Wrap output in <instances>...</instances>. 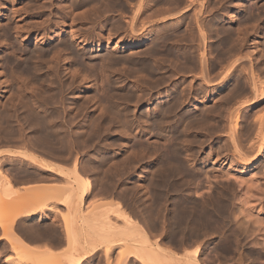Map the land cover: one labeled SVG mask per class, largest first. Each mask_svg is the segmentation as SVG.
<instances>
[{
	"label": "bare ground",
	"instance_id": "obj_1",
	"mask_svg": "<svg viewBox=\"0 0 264 264\" xmlns=\"http://www.w3.org/2000/svg\"><path fill=\"white\" fill-rule=\"evenodd\" d=\"M217 1L218 0H216V2ZM254 1L255 2L251 3L252 5L250 4V0H249V4L245 3L246 5L242 4V0H237L235 2L233 1L234 2V4H233L234 10H231V12L232 11L233 12L232 13H226L225 15L223 14L224 17L222 18V20H221V18H220V20H218V18H219L218 16L216 17L213 15H210V16H212L210 19V16L208 15L212 10V9H210V7L212 6V0H125V2H123V4L121 3V0H61V2H63L64 7L66 8V10H68V11H66L67 14H62V15H67L66 21L69 22V23H67L66 21L62 20V21H64L63 26H69L70 27V34H71L72 40H75L77 42L78 46H82V48H83V46L84 47L90 46L92 48L94 46V48L98 50V49H101L102 46H105V43H106L107 45H109L108 47H110V49H113L115 51H117V50L129 51V53L128 52L127 53L130 55L124 53V55L123 54H122L123 56L120 55L121 57H119V58L122 60L123 64H127L128 66L131 65V68L127 66L128 68L131 69L130 74H132V72L135 71L134 76L136 73L139 74L142 72H144V76L146 78L148 77V75H145V73L146 74L150 73L151 75L154 76L155 69L159 70L161 65H162V62L161 63L159 62V64H158L157 62L155 63L154 61H155V59L157 61V58H159L158 57L159 54H160L159 56H161V53H164L167 56L170 55L169 58L171 60L169 58L168 59L170 61L174 62V65H173L174 67L172 66L171 70L174 68V71L176 73H177V70L180 72L182 71V73L186 69L187 70H194V71L197 70L198 74L200 75L201 83H203V85H206V87H209V85H213L212 87L214 88V86H216V84L218 85L219 82H222L221 87L219 86L220 88H222V87L225 88V87L230 86V85L235 86L234 93L231 91L234 89V87L233 88L231 87L232 89L230 87L227 88V90L231 89L230 91H231L232 95L233 94L235 95V99H234V97H232V98L229 97L230 101H232L231 99L236 100L237 95H238L237 96L238 99L240 98L239 95H243V96H241V101L237 99V102H233L234 101L233 100L232 101L233 103L229 102L230 105H228L227 108H226L227 105H225L226 110L224 109V111H225L224 116H225V118L226 117L227 118L224 119L223 118L224 116L220 118V119L223 118L225 121L228 120L226 122V124L228 123V125H226L227 129L224 132L227 134H224V135H226V137H227L226 139H228L229 143L227 144L226 142H228V141L225 140L226 144L224 143L225 146L224 145L223 146L225 148H227L228 150L231 149L230 151L232 152V155H233L232 158H234V156H236V162L230 163L228 169L225 171V168H227L225 166H227V165H224L223 163H222L223 165H221V164L217 165L218 162L214 160L215 158L213 159L214 154L212 153L213 155H211V153H210L208 155L204 154L205 156L203 157V159L197 164L198 166H201V167H206L210 164L217 165V170H215V171L212 170V171H214V174H213V176L215 177L214 179H217L216 177H220V179L221 178H223V179H225V178L230 179L231 178V180L233 179L238 184V187L240 186L242 188H245L244 189L245 192L241 191L239 189L240 187L237 188V190L239 189L241 192H243V194L244 193L245 194L244 195L241 194V197L236 199V201H233L234 199H232V198H228L227 196L224 197L221 195H217V197L214 199L208 198L207 200L196 201L192 198H189V193L183 194L184 188L182 186L181 180L187 178L188 179L187 181L190 182V181H192V179H196L195 177H197L200 172L198 173L199 170L196 169V165L191 163L189 155L185 159L182 157L181 149L179 148L180 146L178 147L179 143H177V139L175 140V142L173 144H170L169 143L170 139L169 140L167 139L168 144H170V145L167 144L168 149L165 148L166 152L163 151L165 154H163L162 152H158L160 154L155 153L154 148H152V150H154V152H152V151L151 152H152V155L154 157L151 160V165H152V168L150 165L151 172H149L150 170L148 171L149 172L148 180H147L146 176H144V175H143V177L138 178V177H136L137 175H134L132 173L133 172L132 169H133V167H135L134 165H136V164L132 165V163H133V161H137V159L139 160L140 157H142L139 153H141L142 150L144 151V148H145L144 146H146V145L142 146L143 149H141L139 151V153H133V155H132L131 152H132V150H134L133 147H135V146H132V150L130 149V146L128 147L131 150V152L129 153L130 150L127 149V145L125 144L126 145L125 149H127L128 153H126L127 151L126 152L123 151L121 153V155L119 154L120 160L116 162L118 152L117 151L115 152V153H117V155H116L113 153V151H114V149L116 150V147L120 146L119 144H122V143L121 142L119 143L117 141L119 143L117 146H116V144L113 143V142H115L114 141V134L117 131H112V130L118 129V131H119L121 129V128L119 129V127L123 124V123L120 124L121 118H120V115L118 113L119 112V109H117L118 106H116L118 104V102L115 100L116 98L118 99V95H119L118 92H122L123 88H125V87L121 88V85H123L121 83H120V85L117 84L122 89V91L121 90L119 91L115 87V85H112V87L114 86V90H112V88L110 87L111 83L109 85V87H110L109 88V87H107L108 84L105 85V82H106L105 80H103L104 82L101 80L103 83L100 81L101 86H99V87H102V84H103L105 87H107L108 89L113 91V93H112L113 95H116V92H117V91L114 92L115 88H116V90H118V92H117L118 95H116L114 97L115 98L114 100L117 102L116 105H114L115 101L112 98H109V99L107 98V93H106V97H105L107 99L105 100V98H104L105 104H101L102 102L99 103L100 101L96 97L97 95L96 94L93 95L89 91V89L91 90V85L89 83L90 81L88 82L87 87L85 89H83V90L80 89L81 95L78 94V93H80V91L79 92L77 91V93H72L71 97L66 101L68 104V107L64 108L67 105L63 106L64 110H66L68 108H69L70 112L76 110V114H77L79 110H83L84 105L87 106L89 103H91L92 104V111H93L91 121H89V119L87 120V118H85L79 124V123H76L75 121L71 122L69 119L72 117H69L68 119L67 118L66 119L69 120L70 122H67L64 116H66V117L69 116L70 114L67 115L69 113V111L68 112L64 111L65 113L63 115L62 109L60 112H62L61 116H63L64 118H61V119L59 118L57 109L59 108V106L61 107L64 104L63 103L64 102L63 96H64L65 92H67V90H69V88H75L76 90L80 88L79 86H77V87L74 86L76 84V80L78 81L81 79V81H83V80L86 82L88 81L87 80L88 79V77H87L88 76V69L89 68H95L94 63H93V59L95 58L94 56H92L94 58H90L91 55L88 56L89 58L86 57L87 54L85 53L86 55H84L82 50L79 48L78 49L81 51L71 52V53H73V55H72L69 52L70 46L68 47L69 48V50H68L67 46L64 45L66 43L65 42L66 40L63 41V43H61L62 40L60 42V39H58L60 43H57V44L53 45L52 47L50 46L47 49L45 48V50L43 52L42 51L39 52V50L36 51L34 49V51H32L31 54H28V53L17 54L18 52L15 51V49L13 50V48H10L11 51L9 52V54L5 53V54H7V56L6 55L0 56V57L4 56L3 58L5 59L4 61H2L3 58H2V60L0 58V60H1L0 66H2L4 63L6 65V66L4 65L5 67L8 66L9 68L12 69V70H9L10 72H7V74L10 73V75H11L10 77L6 76V74L3 75V73H1V71H0V157H2V156H4V157L8 156L7 158L13 157V159L15 161L17 160L15 157H18V158L24 160L25 162H23V163H25V164H27L26 162L31 163V165L33 164L38 169V172H39V173L38 172L34 173V174L38 173V176L37 175L33 176L34 175L33 173H32L33 175L32 174L30 175V177H29L30 179H37V181L34 180V182H33V180H28V176H27V179H25L26 177L24 178V175H23L24 179L21 181L26 182V180H27V184L24 183L25 185L22 184L21 186L19 185L20 188H16L18 186H16V185H15L16 187L14 186V182L11 180L12 178H10V176H11V174H9L10 171H8V172L4 171L5 168L2 169L3 168L2 163H1L2 161L0 162V242H1L0 243V264H87L86 263L87 260L89 262L90 261L89 259L94 257V256H97L99 251H100V253H102L101 255H103V257L105 258L104 262H107V264H108L110 261L111 255L115 251V249H116V252L118 255V257L116 259L118 262L113 259L114 263L116 262L115 264H201L200 263L201 259H203V264H205L204 262L209 263L208 261H204L207 254L210 253L209 249H211L212 247H214L216 245H219L217 243L219 241L218 239H220V238H217L218 241L217 240H213V241L211 240V239H213V237L218 236V234L222 235L221 237L224 236L223 238L225 240H226L225 235H229L230 236L229 241L231 239V236H233L234 240L233 239L232 240L235 243V245H234V243L231 244L232 240H231V242H227V243L234 245V247L236 246V244H238V242L240 241L239 237H241V235L243 236V234L246 235L249 233L248 235L251 236L250 235V233H251L252 236L253 235L255 236V237L251 236L254 239L256 238V236L259 235L260 237H258V240L261 241V243L259 245L263 244L261 247L264 246V234H263L264 232L262 233L263 235L261 234V231H264V230H261V229H263V225H262L263 223L260 222L262 220V218L260 221H258V219H260V218H258L255 214L256 209L254 210V212H255L254 215L257 218L254 215H251V216L249 215V214H251V211L253 210L255 205H254V207H251L252 210H250V213H247L246 211L248 209L244 208V207L249 208L250 206H253V203L249 204L250 203L249 202L250 201L249 200V198H250L249 194H251V192H252V196L251 195L250 196L254 197L253 195H255V197H257V195H258V198H257L258 200H259V196L262 195L261 192H264V186H263L264 183L262 182L261 179L260 180L263 183V185H261L259 183L260 185H258V186L259 187L261 186L263 190L261 191V188L256 187L258 179L263 177L261 174L257 173L258 177L256 174H254L255 176H250V177L247 176V172H249V169H252L253 166H255L257 162H259V160L264 161V81H262L259 78V75L264 77V65H263L264 62H262L263 63L262 64L261 60H260V63H259L260 65H258V66L256 65L258 63V58H257V61H255V59H256L255 55L257 53H260L259 48L253 49V50L259 51V52L255 53L254 59H253V50L252 49H251L252 51L250 50L251 52L248 49L249 53H248V51L243 53V45L246 41L245 33H246V28H247V26L244 27L243 24L244 25H245V23L249 24L248 28H250L252 30L254 27H256V26H254V23L257 24L258 21H259V23H261L260 20L257 19V17L259 16V19H260V14L258 15V13L262 12V11H259V10L264 9V6H263V8H260V7H262L261 5L258 8L257 0H254ZM47 2H49V1H47ZM213 2H215V0H213ZM39 3H40V1H39ZM125 3L128 7L130 6V8L128 10L130 14L126 11V6L124 5ZM21 4H23V6ZM28 4L25 0H12L10 2L11 8L9 7V9H8V12L10 9L12 11L11 17L8 16L10 14L7 15V13H6L7 8H4L5 5L2 6L3 9L0 8V28H1V31H3L5 29L7 23L9 22V20L11 18L13 21H15V24H16L14 29L11 26V28L14 30V31L13 30L12 31H13L15 37L19 38L20 40L22 38V40H21L22 43H25V42L31 43L32 41H34L37 44L49 45L48 43L51 40L56 38L55 35L52 33V30H53L52 27H51L52 30H49L48 27H45L48 24H46L44 26V24L38 23V22H36L35 24L33 23L34 26L31 25V23H30V26H29V24L26 25L25 20L28 18H30L32 20L33 19H39L38 13L35 12V10L38 9L39 7H36V9L33 8L34 10H30V9H32V8H30L31 5L32 4L34 5L35 3L32 2V4H30V5H28ZM221 4L223 5V3H221ZM221 4H219V5H221ZM45 5L46 4H44L43 7H41L42 5H40L39 9L44 8ZM57 5H56V9L58 8ZM100 7H101V9H100ZM102 7H103V9H102ZM45 8H47V7L45 6ZM45 8L42 10L45 11ZM115 8L116 9L118 8L120 10V11L118 10L119 14H123L122 16L120 15L121 17L119 16L120 17L119 20L122 19L125 22L124 23L125 27H124V24H120V22H119V24L115 23L116 26H113L116 28L115 32L116 31L119 32L120 30L122 31L121 37L116 42L113 41L114 43H112V40H110L109 37H106L109 35L105 36L106 39L103 38L104 36L101 38L99 35L98 37H100L101 40H103V43L99 41V38H97V40H96L95 39L96 37H95L94 39L96 40L95 41L96 44L93 45V43L90 42V39H92L93 36H90V34L87 32L85 34H87V35L89 34V36H87V35L83 36V34L80 31L78 32L77 30H74L73 24L75 23V20H79L80 25L83 26L85 21H89L88 18L91 17L89 15L91 12L95 11L96 15H95V13L94 14L92 13V15L93 16L95 15L97 17V15L101 16L102 13L109 14V12H111L113 14V11L115 10ZM213 10L215 11V9H213ZM36 11L38 12V10H36ZM75 11H77V13H75ZM39 12H40V10H39ZM61 12L63 13V9ZM116 12H115V15H116ZM255 12H257V14ZM263 12H264V10H263ZM45 15H47V14H45ZM207 15L209 18H208V20H205L206 19L205 17H207ZM223 15H219V16H223ZM95 16H94V18H95ZM44 18H46V17H44ZM40 19H43L42 16ZM262 19H263V17H262ZM91 20H90V22H91ZM111 20L113 21L114 19H111ZM111 20L109 18V22ZM42 21H45V20L43 19ZM46 21H48V20H46ZM115 21L116 20H114V22ZM94 22L92 21V23H94ZM98 22H100V21H98ZM114 22H111V23L113 24ZM226 22L229 23L231 25V27L234 26V28H236V31H237L236 37L235 36H233L234 38L232 37L233 29L231 27H230L231 31L229 30L230 28L225 27ZM48 23H49V21H48ZM105 23H107V22H105ZM37 24H40L41 27L38 28ZM58 24L60 25V23H58ZM94 24L98 25L99 23L97 24V22H96ZM229 24H227V25H229ZM90 25L88 23V26L91 29V27L93 25L92 26H90ZM96 25H94V26H96ZM110 25H109L108 29L109 30L112 29V31H110V32H113L114 28L112 27V25L110 27ZM261 25L262 24H260V26ZM63 26L57 27V29H58V31L56 32L57 33L56 36H58L57 38H59V36H60V38H62L66 34L67 28L65 27L66 28L65 29ZM240 27H244V29L242 28L243 30H241ZM259 27H256V32H255L256 34H253V32L250 29L248 30V31H251L252 34L254 35V40H253V43L255 44L254 48H256L257 44H260L259 40L262 39V35H260V33L258 31ZM87 28L88 27H86V29ZM104 28H105V26H104ZM181 28H183L182 30H184L183 34H180ZM47 29L49 31H46ZM54 29H56V24H55ZM109 30H107V34H109L108 33ZM253 30L255 31V28ZM6 31L10 33V31L4 30L3 31L4 35L6 34L5 33ZM67 31H69V30H67ZM89 32H92V31L90 30ZM49 34H50V36H49ZM9 35L7 34L6 36H9ZM117 35H118V33H117ZM234 35H235V33H234ZM113 37H114V35H113ZM210 38L214 39L213 41L215 42V45L213 47L210 45L211 47H209V49H208L207 43H208V41H210ZM251 40H252V38H251ZM184 41H185V43L191 42L192 44L191 43L190 44L192 46H193L194 42H197V45H195L196 43H194L195 46H193V48H189V46H191V45H189L188 47L184 46L185 48H188V49H184V50L179 49L180 45L183 44ZM181 42H183V43H181ZM2 43L5 44L4 42H2ZM111 44H112V46H111ZM0 45L2 46V44H0ZM67 45H68V43H67ZM185 45H187V44H185ZM245 45H247V44H245ZM172 46H173V48L176 46H179V47H177L178 49L176 48L177 51L176 50L173 51L172 48H169ZM259 46H257V47H259ZM2 47L4 48V46H2ZM8 47H10V46H8ZM64 47H66L67 51L72 55L74 62L70 63V67H73V68L68 67L69 63L66 62V61H68L66 58H65L66 61H63L65 59H63V60L61 59L62 54H60V52L63 50L62 48H64ZM199 47H200V49H199ZM201 47H202V50H201ZM252 48H253V46H252ZM66 49H64V50H66ZM77 50H75V51H77ZM210 50H212L213 53H215L217 55V57L219 58V60L222 62L228 60L232 55L236 56L234 58V60L225 62V64H226V65L224 64L225 67H221L224 69V70H221L222 73H220V71H218L220 68L217 71L212 70L213 72H215L216 77L220 73V77L218 76L219 81L217 83H215V82L212 83L213 80H215L214 75H213V78H212L213 80H212L211 79L212 76L211 75L209 76V74H208V68L210 67L209 66L210 63L208 62V60H210V59H208V57H209L208 52L211 54ZM132 51L133 52L136 51V53L134 52V54H133ZM178 51H180V53H176ZM7 52H8V50H7ZM107 52L109 53V51H106V53ZM110 52H111V50H110ZM106 53H104V55ZM194 53H195V55H194ZM213 53L211 55H213ZM236 53H237V55H235ZM49 54H51L50 59L48 61H45V59H46L45 57L48 56ZM109 54L105 55V56L103 55L104 58H102V59H104L103 60L104 62L108 61L110 63V64H107L106 66H108V65L113 66V64L116 63V62L114 63L112 61L113 59H115V58H113L115 56V54L114 53H113L114 55L112 54L113 57L110 56ZM117 54H118V52H117ZM262 54L263 53H261L260 55H262ZM118 56H119V54H118ZM118 56H117V59H118ZM162 56L160 58H162ZM167 56H165V55L163 56L166 58V59L164 58V60H168ZM65 57L68 58V56H65ZM69 57H71V56H69ZM263 57L264 56L262 55V58ZM110 58H113V59L110 60ZM213 58H214V56H213ZM43 59H44V61H43ZM68 59H70V58H68ZM99 59H101V58H99ZM73 60H71V61H73ZM94 60H97V59H94ZM219 60H217V58H216V62ZM245 60H247L246 63H248L247 67L243 65V61H245ZM253 60L256 62L255 65L258 68L254 65ZM39 61H40V64H41V62L43 63V65H41L43 67H44V63L46 64V66H47V67L45 66L46 69L39 68V66H40V65L38 66ZM61 61H63V64H61L62 63ZM118 61H120V60H118ZM150 61L152 62V65H150V63H149ZM69 62H70V60H69ZM47 63H49V64H47ZM122 63H119V64L123 66ZM117 64H118V62H117ZM98 65H100V64H97V66ZM118 65H116V66H118ZM97 66H96V68H98ZM116 66L114 65V67H116ZM218 66L220 67L221 63H220V65L218 64ZM218 66H216V68ZM124 67L126 68V65H124ZM163 67H164V69L167 68L166 65H164ZM197 67H198V69H196ZM255 67L259 71H261L262 74H258V73L256 74V72H255L256 68ZM68 68L73 69V71L69 70ZM100 68L102 69V66ZM104 68L108 69L107 67H104ZM128 68H126L127 71H129ZM132 68H134V70ZM212 68H213V66H212ZM43 69L46 71H44ZM210 69L211 68H209V71H210ZM119 70H121V69H119ZM123 70H124V68H123ZM171 70L169 72H171ZM3 71H4V69H3ZM95 71H97V70L94 69V73H96ZM115 71H116V69H115ZM164 71H166V70H164ZM237 71H239L240 74L238 73V75H237V73H236ZM90 72H92V71L90 70ZM216 72H219L218 75ZM184 73H186V72H184ZM192 73H194V72H192ZM195 73L197 74L196 71H195ZM138 74H136L137 76H135V78L132 77L133 75L131 76L132 78H134V82H135V79L140 77V74L139 75ZM233 74H236V76ZM89 75H91V74H89ZM95 75L97 76V74H95ZM106 75H108V73ZM141 75L143 76V74H141ZM21 76L24 78L25 77L28 78L29 76H32L31 79L36 81V83L34 82L35 86L37 85V82H39L38 87H33L34 85L32 86L29 82H25V81H27V80H25L26 78L24 79ZM67 76H68V78H70V83H68L69 84L68 87H66V85L62 81V79H68ZM105 76H104V78L107 80V78H106L107 76L106 77ZM168 76H170V74ZM193 76L194 75L192 74V77ZM5 77L6 78L9 77L10 79H8V80L12 79L14 84H16V82H17L16 86L14 87L13 85H11L12 80L11 81L4 80ZM109 77H111V76H109ZM150 77H152V76H150ZM157 77L155 76L154 78L156 79ZM160 77H162V75H160ZM165 77H167V76H165ZM165 77H163V78H165ZM152 78L151 79L147 78V82H149L151 80V82H150L151 86H149V87H152V85L155 82H156L155 83V86H156L157 81H159V80H157L154 82V79H152ZM19 79L21 80V82L25 80L24 81L25 83L19 82L20 81ZM28 79H30V77ZM31 79H30V81H31ZM166 80H167L166 82L164 80H162V81L165 83H168L169 78L168 79L166 78ZM97 82H99V81H97ZM114 82L117 83L116 81H114ZM232 82H234L235 85ZM100 83H99V85H100ZM160 83H162V82L159 81V85H160ZM77 84H79V83L77 82ZM133 85H135V84H133ZM172 87H174V86H172ZM81 88H82V86H81ZM102 90L105 92V89L102 88ZM210 90H213V89H210ZM210 90H208L206 88V90L204 91L205 97L204 98L200 97L202 99L200 102H203L207 105L210 102L216 101L214 98V94L213 93L209 94ZM227 90H226V92H227ZM152 91H154V90H152ZM224 92H225V90H224ZM229 92L227 93V96H229L228 95ZM132 93H133V91H132ZM110 94H111V92L109 93V96H110ZM121 94L125 95L124 92L120 93V95ZM139 94L140 93H138L137 96H139ZM224 94H223V96L225 98H228ZM172 95L169 94V92H168L166 95L168 98L167 100L172 98ZM127 96H126V98H127ZM137 96H135L136 97L135 101L136 100L138 101ZM101 97H104V96H101ZM129 97H131V96H129ZM135 97H133V98L131 97L132 100ZM224 97H221V95H220L221 100L223 99V101L225 102L226 99ZM119 98H120V96H119ZM242 98H244V100ZM101 99L103 100V98H100V100ZM145 99L147 100V98H145ZM112 100L114 101V103L111 102ZM128 100H130V99L128 98ZM141 100L142 99L140 98L139 102ZM186 100H188V98ZM57 101L60 103V105H57ZM135 101H132L133 104L135 103ZM197 103H199V100ZM220 103H222V102H220ZM227 103H228V101H227ZM125 104H124V106H125ZM137 104H138V102L132 106H135L137 108V106H136ZM76 105L79 106L78 109H76V107H75ZM222 105L224 106V103ZM101 106H103V107H101ZM181 106H182V104H181ZM177 108H178L177 104L172 102V99H171V101L169 103H167V107L166 108L164 107L165 110L164 109L162 110L163 114H164L163 116H165V117L171 116L172 113H174L176 110H178ZM192 108H194V107H192ZM197 109H198V107H197ZM227 109H228V111H227ZM190 111H188V112H190ZM202 111H203V108H202ZM205 111L203 112L204 114H205ZM74 113L75 112H73L72 114H74ZM76 114H74V115H76ZM120 114H121V112H120ZM129 114H131V113H129ZM138 114H140V113H138ZM121 115H123V113ZM123 116H122V118H123ZM189 116H191V115H189ZM154 117H155V115H154ZM249 117H252V120ZM137 118H139V116ZM128 119H129V117H128ZM128 119H126V121ZM154 119H156V118H154ZM157 119H161V118L159 117ZM196 119H197V117L195 118V120ZM198 119H201V118H198ZM249 119L251 120V122H247V121H249ZM183 120H184V118H183ZM203 120H204V118H202V121ZM121 121H125V120L122 119ZM192 121H194V118ZM222 122L224 123V121H222ZM127 123H124L123 125L126 126L125 124H127ZM150 123H152V122H150ZM177 123H176V125H177ZM190 123H191V121H190ZM199 123H200V125H202L204 122L202 123L201 120H199ZM199 123H198V125H199ZM212 123L214 124V122H212ZM155 124H156V122H155ZM155 124H154V126H152L153 130H154ZM207 124H209V123L207 122ZM207 124L206 125L204 124V126H207ZM150 125H152V124H150ZM173 125H175V124H173ZM224 125H225V123H224ZM131 126H132V124H131ZM156 126L158 128L159 124H156ZM126 127L128 128L130 126H126ZM157 128L155 130H157ZM185 128H187V126H185ZM192 128H190L189 130L193 131ZM207 128H208V126H207ZM209 128H210V124H209ZM183 129H184V127H183ZM158 130H160V129H158ZM204 130L206 131L207 129L204 128ZM214 130H212V131L214 132ZM221 130H223V127L221 128ZM207 131H209V130H207ZM212 131L210 130L211 134L213 133ZM122 132L124 135V131H122V129H121V133H118V134L121 135ZM147 132H149V131H147ZM217 133L218 132H216V134ZM201 134H203V133H201ZM206 134H208V133H206ZM214 134H215V132H214ZM123 135H121V136H123ZM168 135H169V133H168ZM221 135H223L222 132H221ZM207 136L209 137V135H205V137H207ZM215 136L216 135H214V137ZM241 136H243V137H241ZM106 137L110 138V141H108L107 143H104L106 146L109 145L108 146L109 151L102 153V155H99L100 150L92 151L91 154L89 153L90 155L87 157L86 161L82 160L83 151L87 150L88 148L93 149L94 145L95 146L97 145L96 147H98V145H100L104 142V141L99 142L98 140L99 139H102V140L107 139ZM127 137H128V134H127ZM175 137L177 138V136H175ZM211 137H213V136H211ZM155 140H156V138H155ZM155 140L154 141L150 140V141L155 142ZM242 140L247 141V145H249V146L252 145V147H253L254 145H256L255 146V153L252 152V150H249L254 154L253 156H250V154H249L250 157L247 156L248 154L246 151H247V148L249 146L247 148H245L244 147L245 145L243 146V144H246V142L245 143L243 142V144H242V142H241ZM131 141H133V140H131ZM159 141H156V144L159 143ZM125 142H127L126 139H125ZM186 142L189 143V141H187V140H186ZM223 142L221 144H223ZM156 144L154 143V146ZM182 144H183V142H182ZM101 146H103V144ZM106 146H105V148H107ZM121 146H120V149H121ZM194 146H196V144ZM157 147L159 148V146H157ZM138 148H141V146H139ZM146 148H149V147H146ZM158 148H155V149H158ZM244 148L246 151L244 150ZM160 149L158 151H160ZM199 149H200V147H199ZM220 149H221V147H219V150ZM242 149L244 150V152ZM150 150H151V148H150ZM135 151H133V152H135ZM182 151H183V149H182ZM199 151L201 152L202 150H199ZM211 151H212V149H211ZM221 151H223V149H221ZM151 152L148 151L149 154ZM195 152H196V150H195ZM207 152L209 153L210 151H207ZM216 152H217V149H216ZM146 153H145V155H147ZM161 153H162V155H161ZM196 153L198 154V152H196ZM222 153H225V152H221L220 153L221 156H222ZM135 154H138L137 156H140V157L139 158L136 157L137 158L136 159ZM216 154H219V153H216ZM152 155H151V157H152ZM220 155H218V157H220ZM215 156H216V158H218L217 155H215ZM224 157L226 158V156H224ZM234 160H235V158L233 159V161ZM6 161H7L6 163L9 166L10 162L8 163V160H6ZM195 161H196V159H195ZM16 162H15V164L18 166L17 163H19V161L17 163ZM238 162H240L241 165L243 163L244 168H242L240 166L236 167V165H237L236 163H238ZM12 163H13V161H12ZM29 163H28L27 167H24L22 165L19 168L23 167L25 169L27 168V169H30L31 171H33L34 169H33V167L29 166ZM15 164H13V165H15ZM10 165H11V163H10ZM8 166H6V167H8ZM189 166H191V167L193 166L194 171L190 170ZM14 167H12L11 169L16 171L17 169L16 168L14 169ZM257 167H258V165H257ZM19 168H18V170H19ZM135 168H137V167H135ZM27 169H26V171H27ZM5 170H7V169H5ZM35 171H36V169H35ZM20 172H21V170H20ZM46 172H47L46 175L48 177H46L45 174H44L45 176L43 175V173H46ZM24 173L26 174V172H23V174ZM100 173L102 175H100ZM117 173L119 174V176H116V175H118ZM50 174L54 175L57 179H61V181H63V182L60 184H56L58 182V180H57L56 183L53 181H52L53 183H51V182L46 183L45 181L47 179L50 180L49 178H52ZM19 175H17V176H19ZM27 175H28V173H27ZM248 175H253V173H251V174L249 173ZM201 176H202V173H201ZM213 176H211V177L213 178ZM246 176L248 177L247 179H246ZM35 177H38V178H35ZM200 177L199 178L197 177V178L200 179ZM54 178H52V179L55 181ZM100 178L102 180H104V185H103L102 180L98 182V180H100ZM114 178H118L120 181L122 180V178H123V180H126L125 181L126 185L123 188V190L121 189L122 191L120 190L121 191V192L119 191L120 193L117 192V194H120V196L118 198L115 197L116 195H114L116 192H115L114 186H113L115 183V182H113V180L116 181L118 179H114ZM135 178H136L137 182H139V183L143 182V181H147V182L149 181L148 182L149 185L146 184V185H148V187H150L149 189L151 190L150 191L148 189L150 191L149 195L147 194V193H149L147 191V189H145L147 192L146 193L147 195H146L144 192L145 190L142 189L141 190L142 192H140L139 190L141 188L139 189L138 187H135V186H133V184H131V182L133 180H135ZM205 178L207 180H210V175L209 176L207 175ZM144 179H146V180H144ZM226 179L224 181L227 182L228 180H226ZM48 180H47V182H48ZM222 181H221V183H222ZM101 182H102V184H100ZM122 182H120V183H122ZM207 182L209 183V181H207ZM96 183H98V184H96ZM116 183H118V182H116ZM139 183H138V185L137 184L136 185L139 186ZM190 183H192V182H190ZM99 184L103 186V189L101 187L99 188ZM131 185L134 188L131 187ZM146 185H145V187H146ZM223 185H226L225 182L223 183ZM253 185H255V186H253ZM119 186L122 187L120 184H119ZM208 186L211 187V185H208ZM252 186H253V189H255L256 194H254ZM141 187H144V186H141ZM226 187H228V186H225V187L223 186L222 188H226ZM137 188L139 190H137ZM220 188H221V186H220ZM221 190L222 189H220V191ZM229 190H231V189H229ZM229 190L225 191V192L228 193ZM193 191L195 192V190H193ZM222 191L220 193H222ZM257 191L260 195L257 194ZM138 192L143 193V194H141V196L143 195V198L140 197V193L138 195ZM246 192L248 194V197L245 196V195H247ZM213 193L215 194L216 190ZM233 193H235V192H233ZM95 194H97V195L99 194V195L96 196ZM235 194H237V193H235ZM222 195H223V193H222ZM263 195H264V193H263ZM196 197L197 196H195V198ZM230 197H232L231 194H230ZM115 198L117 200L119 199V201H120V198L122 201L124 200L125 205L127 204V206H128V211H126V209H125V208H127V206L122 205L124 202L121 204V202L116 201ZM253 199H252V201H253ZM261 199H264V197ZM95 202L100 203L99 207H96V210L98 208H101V209L97 212L95 211V207L93 208ZM133 202L135 205L134 206L135 209L133 208V205H132ZM246 202L247 203L249 202L248 203L249 205ZM129 208L134 209V211H135V213L133 212L134 215L132 213H131L132 215L130 214L131 211ZM236 208L238 209V213L234 214V211L236 210ZM259 211L262 212V206H261V208H259ZM231 215H232V217H231ZM248 215L250 217L249 219H248ZM132 216L133 217L135 216V217L133 218ZM160 216L164 218V221H165L164 224L162 221L161 222L159 221L158 218H161ZM252 216H254V217H252ZM259 217H263V216H259ZM21 218H23L22 221L24 220L25 221L24 223L26 225L29 224V225H27L28 230L26 228L24 229L27 231H24V232H20V230H19V232L17 231V229L21 228V227L18 228V226L20 224H24L22 221H21L22 223H20V224L17 222V221L20 222L19 219H21ZM254 218H256L257 220ZM254 220H255V222H254ZM117 222H120L122 225L117 224ZM16 223H18L19 225L18 224L16 225ZM47 224H51V225L48 226ZM15 225L17 226L16 229L14 227ZM166 225H167V229H166V231H164L165 230L164 227ZM252 227L255 230H253ZM225 232H227V233H225ZM245 235H244V238H245ZM241 238H242L241 241H243V237H241ZM250 239L251 238H249V240ZM225 240L224 241H222V239L220 240L221 242H225L224 243L225 246L219 242L220 246L221 245L224 247L227 246V243ZM256 240L257 239H255V243H253L254 246H255V244H257ZM241 241H240V243H241ZM247 241H248V239H247ZM202 244H205V246L203 248L200 247V245L202 246ZM230 244H228V245H230ZM241 244H243V243H241ZM240 245H238V247ZM117 248H120V251H119V249L117 250ZM215 248L216 247H214V249ZM230 248H233V246H231ZM235 248H233V249L236 250ZM263 248H262V250H264ZM222 249H223V247H222ZM227 249H228V247H227ZM237 249H239V248H237ZM247 249H249V248L247 247ZM217 250H219V248ZM220 250H221V248H220ZM234 250L231 249L229 251L232 252ZM249 250L247 252H249ZM255 250H257V249H255ZM225 251H226V249H225ZM251 251H253V250H251ZM116 252H115V254H116ZM213 252H215V251H213ZM213 252H211V254ZM216 252H218V251H216ZM216 252H215V254H216ZM231 252H229V253H231ZM236 252L241 253L240 250H237ZM242 252H243V249H242ZM222 253H224V252H222ZM225 253H227V252H225ZM262 253H264V251H262ZM211 254L209 255V257L210 256L212 257V259H211V257L209 258L210 262L212 260H216L213 258H216L219 256V255H215V254L212 256ZM219 254H220V252H219ZM236 254H238V253H236ZM241 254H240V262H241V258H242V260L244 259V256L242 255L243 257H241ZM117 255H114V256H117ZM231 255H233V254L231 253ZM249 255H251V254H249ZM256 255L259 258L258 254L255 253L254 256H256ZM238 256H239V254L237 255V257L235 255L236 258H238ZM262 256L264 258V255H262ZM262 256H260V257L262 258ZM223 257H225V255H223ZM112 258H114V257H112ZM236 258L233 257V259H236ZM246 258H247V256H245V259ZM248 258H251V257L248 256ZM252 258H251V260H252ZM199 259H200V261H199ZM254 259L256 260L257 258L254 257ZM217 260H222V259H217ZM236 260L238 261L239 258ZM251 260L249 259V262ZM260 260L263 261V259H260ZM243 261L245 262V260H243ZM246 261H248V260H246ZM256 261H259V260H256ZM231 262H234V260H232ZM231 262H230V264H231ZM251 263H252V261H251ZM251 263H249V264H251ZM253 264H254V262H253ZM255 264H256V262H255ZM262 264H264V262Z\"/></svg>",
	"mask_w": 264,
	"mask_h": 264
},
{
	"label": "rangeland",
	"instance_id": "obj_2",
	"mask_svg": "<svg viewBox=\"0 0 264 264\" xmlns=\"http://www.w3.org/2000/svg\"><path fill=\"white\" fill-rule=\"evenodd\" d=\"M7 0H0V8H2L3 9V7L2 6H4V8H7V15L8 14H10V15H8V16H10L11 17V9L9 10V12H8V9H9V7H10V2L12 1V0H8L7 2H6ZM26 2H27V4L28 5H30V4H32V2L33 3H35L34 5L32 4L31 5V7L30 8H32V9H30V10H34L33 8H35L36 9V7H39L40 8V5H42L41 7H43V5L44 4H46L45 6L47 7V8H45V6H44V8H45V11L44 10H42V9H44V8H42V9H36V10H38V12L35 10V12L36 13H38V15H39V19H30V18H28V19H26L25 20V22H26V25H28L29 24V26H30V23H31V25H33V23L35 24L36 22H38V23H42V24H44V26L46 25V24H48L47 26H45V27H48V29L49 30H52V28H53V30H52V33L55 35V37L57 38L58 36H56L57 35V31H58V29H57V27H61V26H63V24H64V21H66V19H67V15H62V14H67V12L66 11H68V10H66V8L64 7V5H63V2H61V0H25ZM39 1H40V3H39ZM47 1H49V2H47ZM221 1V2H220ZM218 0L217 2H216V0H215V2H213V0H212V6L210 7V9H215V11L213 10H211V12L208 14L209 16L210 15H213V16H218L219 18H218V20H220V18H221V20H222V18L224 17V15L226 14V13H232L231 12V10H234V2L235 1H237V0ZM225 1V2H224ZM234 1V2H233ZM245 1V2H244ZM9 2V3H8ZM44 2V3H43ZM51 2V3H50ZM123 2H125V0L123 1V0H121V3L123 4ZM228 2V3H227ZM232 2V3H231ZM252 2H255L254 0H250V4L252 3ZM262 4H261V3ZM4 3V4H3ZM59 3V4H58ZM221 4V3H223V5L221 4V5H219V4ZM249 4V0H242V4L243 5H246V4ZM260 3V4H259ZM40 4V5H39ZM52 4V5H51ZM58 4V5H57ZM231 4V5H230ZM257 4H258V8H259V6L261 5L262 7H260V8H263V6H264V0H257ZM22 6H23V4H21ZM20 5V6H21ZM37 5V6H36ZM56 5H57V9H56ZM125 6H126V11L129 13V8H130V6L128 7L127 5H126V3L124 4ZM252 5V4H251ZM27 6V5H26ZM11 8V7H10ZM218 8V9H217ZM230 8V9H229ZM233 8V9H232ZM60 9V10H59ZM62 9H63V13L61 12L62 11ZM100 9H101V7H100ZM99 9V10H100ZM102 9H103V7H102ZM229 9V10H228ZM39 10H40V12H39ZM44 12H42V11ZM49 10V11H48ZM54 10V11H53ZM118 8L116 9L115 8V10L113 11V14L111 13V12H109V14H107V13H102V15L101 16H98L97 15V17L95 16L96 15V13H95V11L94 12H91L89 15L91 16H89L90 18H88V20L89 21H85V23L83 24V26L85 25L86 27H88L87 29H86V27L84 26H82V25H80V21L79 20H75V25L73 24V26H74V30H77L78 32L80 31L82 34H83V36H86L87 34H85L86 32L87 33H89L90 34V36H93V38L92 39H90V42L91 43H93V45L94 44H96V40H97V38H99V41L100 42H102L103 43V40H101V38L103 37L104 39H106L105 38V36L106 35H109V36H106V37H109V39L110 40H112V43H114V42H116L120 37H121V34H122V31L120 32H115V27H113V26H116V24H119V22H120V24H124L125 22L121 19V20H119L120 19V17L123 15V14H119V12H118ZM264 10V9H263ZM263 10L262 9H260L259 11H262V12H259L258 13V15L260 14V19H259V16L257 17V19L258 20H260V22L261 23H259V21L257 22V24L256 23H254V26H256V27H259L260 26V24H262L259 28H258V31H259V33H260V35H262V39L261 40H259V42H260V44H257L256 45V48H254V43H253V40H254V35L253 34H256L255 32H256V27H254L255 28V31L252 29H250V28H248V26H249V24H247V23H245V25L243 24V26L244 27H246L247 26V28H246V33H245V39H246V41H245V43H244V45L245 44H247V45H243V53L244 52H246V51H248V49H249V51L252 49H258L259 48V51H260V53H257V52H259L258 50L256 51V50H253V59H254V55H255V53H257L256 55H255V61H257V58H258V63L256 64L257 66L258 65H260L259 63H260V60H261V63L262 62H264L263 60H264V57L262 58V55L264 56V12H263ZM112 11V10H111ZM117 11V12H116ZM120 11V10H119ZM228 11V12H227ZM66 12V13H65ZM115 12H116V15H115ZM217 12V13H216ZM223 12V13H222ZM225 12V13H224ZM54 15H53V14ZM75 13H77V11H75ZM92 13L94 14L95 13V18H94V16L92 15ZM256 14H257V12H255ZM262 13V14H261ZM45 14H47V15H45ZM52 14V15H51ZM119 14V15H118ZM130 14V13H129ZM128 14V15H129ZM224 14V15H223ZM44 15V16H43ZM75 15V14H74ZM104 15V16H103ZM109 15V16H108ZM113 15V16H112ZM115 15V16H114ZM121 15V16H120ZM208 15H207V17H205L204 19L205 20H208ZM219 15H223V16H219ZM262 15V16H261ZM41 16H42V18L45 20V21H42L43 19H40L41 18ZM93 16V17H92ZM118 16V17H117ZM120 16V17H119ZM44 17H46V18H44ZM105 17V18H104ZM113 17V18H112ZM211 17L212 16H210V19H211ZM262 17H263V19H262ZM54 18V19H53ZM109 18H110V20L111 19H114V20H116L115 22H114V20L112 21H110L109 22ZM118 18V19H117ZM30 19V20H29ZM53 19V20H52ZM92 19V20H91ZM95 19V20H94ZM29 20V21H28ZM46 20H48L49 21V23H48V21H46ZM52 20V21H51ZM61 20V21H60ZM62 20H64V21H62ZM90 20H91V22H90ZM108 20V21H107ZM92 21L94 22V23H96L97 22V24L99 23H101L100 25L98 24V25H96V24H94V23H92ZM98 21H100V22H98ZM122 21V22H121ZM29 22V23H28ZM47 22V23H46ZM67 22V21H66ZM103 22V23H102ZM105 22H107V23H105ZM111 22H114L113 24L111 23ZM58 23H60V25L58 24ZM67 23H69V22H67ZM88 23H89V25L90 26H92L93 24L94 25H96V26H92L91 27V29H90V27L88 26ZM116 23V24H115ZM251 23V22H250ZM55 24H56V29H54L55 28ZM77 24V25H76ZM87 24V25H86ZM112 25V27L114 28L113 29V32H110V31H112V29L111 30H109L108 28H109V25ZM227 24H229V23H225V27H227V28H230L231 27V25L229 24V25H227ZM253 24V23H252ZM111 25H110V27H111ZM259 25V26H258ZM11 26L13 27V29H14V27L16 26V24H15V21H13L11 18H10V20H9V22L7 23V25H6V27H5V29L4 30H8V31H10V33L9 32H5L6 34L4 35L3 34V31H1V28H0V44H2V46H4V48L0 45V56H2V55H6L7 56V54H5V53H8L9 54V52L11 51V49L10 48H13V50L15 49V51H17L16 53L17 54H23V53H28V54H31L32 53V51H34V49L36 50V51H38L39 50V52H43L44 50H45V48L47 49L48 47H52L53 45H55V44H57V43H60L61 42V40H62V42L61 43H63V41H65L64 43V45L65 46H67V49L69 50V48H70V50H69V52L71 53V52H78V51H81L82 50V52L84 53V55H86V57H88V56H90V58H94V59H97V60H94L93 59V63H94V66H95V68H89L88 69V81L86 82V81H81V79L80 80H76V84L74 85V86H79L80 88L79 89H75V88H69V90H67V92H65V94H64V96H63V100H64V104L60 107L59 106V108L57 109V111H58V116H59V118L61 119V118H64L65 117V119L67 118H69V117H72V118H70L69 120L71 121V122H76V123H81V121H83L85 118H87V120L89 119V121H91L92 120V113H93V111H92V104L91 103H89L87 106H85L84 105V108H83V110H79L78 111V113L76 114V110H74V111H72V112H70V110H69V108L68 109H66V110H64V108H67L68 107V104H67V100L71 97V95H72V93H77V91L79 92L80 91V93H78V94H80L81 95V90H83V89H85L86 87H87V84H88V82L90 83V85H91V90L89 89V91L93 94V95H97L96 97L98 98V100L100 101H98L99 103H101V104H105V100L108 98H112L113 100L115 99L114 97L116 96V95H118V99L116 98L115 100L118 102V104H117V102L115 101V104L114 105H116V106H118V108L117 109H119V115H120V124H124V123H127V124H125L126 126H130V127H126V126H124L123 124L119 127V129L121 128L122 129V131H124V135H123V132H122V134L121 135H123V136H121V135H119L118 133H121V129L118 131V129L116 130V129H114V130H112V131H117L115 134H114V141L115 142H113L114 144H116V146L121 142L122 144H119L120 146H121V149H120V146H115L116 147V150L114 149V151H113V153L114 154H116L117 155V153H115L116 151L118 152V156H117V158H116V162L117 161H119L120 160V155H121V153L123 152V151H127V149L128 150H132V146H135V147H133V149L134 150H132V152H131V150L129 151V153L131 152V154L133 155V153H139V151L141 150V149H143V147L142 146H144V145H146V146H144L145 148H144V151L142 150L141 151V153H139L142 157H140V156H137L138 154H135V158L136 157H140V159L138 160L137 158V161H133V163H132V165H134V164H138L137 166L136 165H134L135 167H137V168H135V167H133V169H132V173L134 174V175H137L136 177H143V175L144 176H146V178H147V180H148V175H149V172H151V168H152V165H151V160L153 159V155H152V152H154V150H155V153H158V152H162L163 154H165L164 152H166V150H165V148L166 149H168V145H170V144H173L174 142H175V140L177 139V143H179L178 144V147L181 149V153H182V157L185 159L186 157H188V155L190 156V161H191V163L192 164H194V165H196V169L197 170H199L198 171V173H199V175L197 176L198 178L201 176V173H202V176L200 177V179H198L197 177H195L196 179H192V181H190V182H192V183H190L189 181H187L188 179L187 178H185V179H183V180H181L182 181V186H183V188H184V191H183V194H188L189 193V198H192V199H194V200H196V201H200V200H207L208 198H211V199H214V198H216L217 197V195H221V196H224V197H228V198H232V199H234L233 201H236V199H238V198H240L241 197V194L242 195H244L243 194V192H241V191H244V189L245 188H242V187H238V184L232 179L231 180V178L230 179H226L225 177V179L226 180H230L229 182L227 181H224L225 179H223V178H221L220 179V177H216L217 179H214L215 177L213 176V174H214V171L215 170H217V165H227V166H225V167H227V168H225V171L228 169V167H229V164L230 163H235L236 162V156H234V158H235V160L233 161V159L234 158H232V152L230 151L231 149H227V148H225L224 146H225V144L227 143H229V141H228V139H226L227 137H226V135H224V134H227V133H224L225 132V130L227 129V126L226 125H228V123L226 124V122L228 121V120H224V119H226L225 118V111H224V109H225V105H227L226 106V108L228 107V105H230V103L235 99V95L233 96L232 95V93H231V91L234 93V91H235V86H233V85H230V86H227V87H225V88H220L221 87V83L222 82H219L218 83V85L216 84V86H214V88L212 87L213 85H209V87H206V85H203V83H201V80H200V75L198 74V71L197 70H195L196 72H197V74L195 73V71L194 70H185V71H183V73H182V71L180 72V71H178L177 69V73L174 71V68L171 70V67L174 65V62L173 61H170L171 59L169 58V56L170 55H166V54H164V53H161V56L163 55H165V56H167V59L168 60H164V58L165 57H163L162 56V58H160L161 56H159L158 55V57L159 58H157V61H156V59H155V63L157 62L158 64H159V62L161 63L162 62V65H161V67H160V69L158 70V69H155V74H154V76L153 75H151L150 73H148L147 71V73L148 74H146L145 73V75H148V77L147 78H152V79H154V82L155 81H157V80H159L160 82H162V83H160V85H159V81H157V84L159 85H157L156 84V86H155V83L152 85V87H149V86H151L150 84V82H151V80L149 81V82H147V78L144 76V72H142V73H139L140 74V77L139 78H137V79H135V82H134V78H135V76H137L136 74H138V73H136L135 74V76H134V73H135V71L134 72H132V74H130L131 73V65L130 66H128L127 64H123L122 63V60L119 58V57H121V56H123L124 55V53L125 54H128L129 53V51H123V50H117V51H115V50H113V49H110V47H108L109 45H107L106 43H105V46H102V48L101 49H95L94 48V46H93V48L92 47H90V46H83V48H82V46H78V44H77V42L75 41V40H72V37H71V34H70V27L69 26H63L65 29H66V34L62 37V38H60V36H59V38H55V39H53V40H51L48 44L49 45H41V44H37L36 42H34V41H32L31 43H22V38H21V40L19 39V38H17V37H15V35H14V33H13V29L11 28ZM34 26V25H33ZM37 26H38V28H40L41 26H40V24H37ZM103 26V27H102ZM104 26H105V28H104ZM108 26V27H107ZM123 26V25H122ZM160 26V25H159ZM252 26V25H251ZM250 26V27H251ZM50 27V28H49ZM52 27V28H51ZM79 27V28H78ZM124 27H125V24H124ZM244 27H240L241 28V30H243L244 29ZM82 28V29H81ZM156 28V27H155ZM232 29H233V31H232V37L233 36H237V31H236V28H234V26L233 27H231ZM231 28L229 29L230 31H231ZM243 28V29H242ZM11 29V30H10ZM46 30V31H49V30ZM80 29V30H79ZM183 28H181L180 30V34H183V32H184V30H182ZM251 30L252 32H253V34H252V32L251 31H248V30ZM13 30V31H12ZM67 30H69V31H67ZM92 31V32H89V31ZM107 30H109L108 31V33L109 34H107ZM235 30V31H234ZM262 30V31H261ZM12 31V32H11ZM55 33H54V32ZM94 31V32H93ZM261 31V32H260ZM248 32V33H247ZM251 32V33H250ZM13 35H12V34ZM92 33V34H91ZM96 33V34H95ZM117 33H118V35H117ZM234 33H235V35H234ZM9 35V36H6V35ZM89 34L87 35V36H89ZM96 36H95V35ZM98 34V35H97ZM120 34V35H119ZM250 34V35H249ZM100 35V37H98ZM102 35V36H101ZM113 35H114V37H113ZM117 35V36H116ZM6 36V37H5ZM34 36V35H33ZM49 36H50V34H49ZM111 36V37H110ZM248 36V37H247ZM96 37V38H95ZM11 38V39H10ZM64 38V39H63ZM96 40H95V39ZM234 38V37H233ZM251 38H252V40H251ZM58 39H60V42H59V40ZM212 38H210V41H208V43H207V47H208V49H209V47H213L214 45H215V42L213 41L214 39H212ZM248 40V41H247ZM14 41V42H13ZM68 41V42H67ZM114 41V42H113ZM2 42H4L5 44H3ZM76 42V43H75ZM188 42V41H187ZM214 44H213V43ZM248 42V43H247ZM12 43V44H11ZM67 43H68V45H67ZM181 43H183V42H181ZM191 43V42H190ZM189 42L188 43H185V41H184V43L183 44H181L180 45V47L179 46H176V47H174L173 48V46L172 47H169V48H172V50L173 51H177V47H179V49H182V50H184V49H188V48H185V47H188L189 45H191ZM194 43H196L195 45H197V42H194ZM194 43H193V46H195L194 45ZM252 43V44H251ZM24 44V45H23ZM33 44V45H32ZM185 44H187V45H185ZM17 45V46H16ZM211 45V46H210ZM250 45V46H249ZM253 46V48H252V46ZM260 45V46H259ZM8 46H10V47H8ZM70 46V47H69ZM78 46V47H77ZM111 46H112V44H111ZM185 46V47H184ZM192 46V45H191ZM191 46H189V48H193V46L191 47ZM257 46H259V47H257ZM16 47V48H15ZM20 47V48H19ZM23 47V48H22ZM69 47V48H68ZM8 48V49H7ZM81 49V50H79V49ZM107 48V49H106ZM177 48V49H176ZM24 49V50H23ZM31 49V50H30ZM63 50L60 52V54H62L61 55V59L63 60V59H67L68 61H66V59L65 60H63V61H66V62H68L69 63V66L68 67H70V63H73L74 62V60H73V58H72V55H73V53H69L68 51H67V49H66V47H64V48H62ZM64 49H66V50H64ZM74 49V50H73ZM78 49V50H77ZM109 49V50H108ZM199 49H200V47H199ZM207 49V50H208ZM247 49V50H246ZM7 50H8V52H7ZM31 52H30V51ZM75 50H77V51H75ZM110 50H111V52H110ZM114 52H113V51ZM201 50H202V47H201ZM245 50V51H244ZM251 50V51H252ZM4 53H3V52ZM27 51V52H26ZM66 51V52H65ZM106 51H109V53L107 52L106 53ZM122 51V52H121ZM249 51H248V53H249ZM250 51V52H251ZM255 51V52H254ZM2 52V53H1ZM21 52V53H20ZM68 52V53H67ZM115 54V56L113 57V53ZM117 52H118V54H119V56H118V54H117ZM128 52V53H127ZM133 52V51H132ZM131 52V53H132ZM135 53H136V51H134ZM134 52H133V54H134ZM210 52H211V54L213 53V51L212 50H210ZM86 53V54H85ZM104 53H106L105 55H110V56H112L113 58H115V59H113V58H110V60H112L115 64H113V66L112 65H108V66H106L107 64H110L108 61H103L104 59H102V58H104ZM176 53H180V51H178V52H176ZM261 53H263L262 55H260ZM89 54V55H88ZM113 54V55H112ZM123 54V55H122ZM207 54V53H206ZM208 54H209V57H208V59H210V60H208V62L210 63V67L209 68H211L210 69V71H209V68H208V74H209V76L211 75L212 77H211V79L213 78V75H214V79L215 80H213V82L212 83H217L218 81H219V77H220V73H222L221 72V70H224L223 68H221V67H225V62H227V61H232V60H234V58L236 57V56H234V55H232L228 60H226V61H224V62H222V61H220L219 60V58L217 57V55L215 54V53H213V55H211L209 52H208ZM104 55V56H103ZM121 55V56H120ZM128 55H130V54H128ZM132 55V54H131ZM194 55H195V53H194ZM227 55V54H226ZM235 55H237V53L235 54ZM3 56V57H4ZM50 56H51V54H49L48 56H46L45 58L47 59H45V61H48L49 59H50ZM65 56H68V58H70V59H68L67 57H65ZM69 56H71V57H69ZM92 56H94V57H92ZM98 58H97V57ZM117 56H118V59H117ZM126 56V55H125ZM213 56H214V58H213ZM260 56V57H259ZM3 57H0L1 58V60H2V58ZM64 57V58H63ZM212 57V58H211ZM15 58V57H14ZM72 58V59H71ZM89 58V57H88ZM99 58H101V59H99ZM216 58H217V60H219V61H217L216 62ZM44 59H43V61H44ZM60 59V60H61ZM75 59V58H74ZM159 59V60H158ZM166 59V58H165ZM0 60V61H1ZM5 59L3 58V60L2 61H4ZM69 60H70V62H69ZM71 60H73V61H71ZM91 60V59H90ZM118 60H120V61H118ZM212 60V61H211ZM215 60V61H214ZM42 61V60H41ZM42 61V62H43ZM63 61H61L62 63L61 64H63ZM254 61V60H253ZM254 61V65H255V62ZM41 62V64H40V61L37 63L38 64V66L40 65H43V63ZM117 62H118V64L119 63H122L123 64V66L122 65H118L117 64ZM164 62V63H163ZM221 63V66L219 67L218 66V64L220 65V63ZM247 62V60H245V61H243V65L244 66H248V63H246ZM150 63V65H152V62L150 61L149 62ZM47 64H49V63H47ZM97 64H100V65H98L97 66ZM166 65V67L167 68H165L164 69V65ZM224 66H223V65ZM263 64V63H262ZM5 64L3 63V65L2 66H0L1 68V73H3V75H5L6 74V76H11L10 75V73L9 74H7V72H10L9 70H12L11 68H9L8 66L7 67H5L4 66ZM114 65L116 66V65H118V66H116V67H114ZM124 65H126V68H128V67H130V68H128V70L130 71H127L126 70V68L124 67ZM168 65V66H167ZM213 66V68H212V66ZM255 65V66H256ZM264 65V64H263ZM39 66V68H44V69H46L45 68V66H46V64L44 63V67L43 66H41L40 67ZM96 66L98 67V68H96ZM102 66V69L100 68V67ZM128 66V67H127ZM170 66V67H169ZM215 66V67H214ZM216 66H218L217 68H216ZM256 66V67H257ZM3 67V68H2ZM47 67V66H46ZM104 67H107L108 69H105ZM124 68V70H123V68ZM134 67V66H133ZM174 67V66H173ZM255 67V68H256ZM70 68H73V67H70ZM70 68H68L69 70H71V71H73V69H70ZM100 68V69H99ZM164 70H166V71H164ZM169 68V69H168ZM220 68V69H219ZM258 68V67H257ZM255 69V72H256V74L258 73V74H262V72L261 71H259L258 69ZM3 69H4V71H3ZM43 69V70H44ZM94 69H96L97 71H95L96 73H94ZM115 69H116V71H115ZM119 69H121V70H119ZM133 70H134V68H132ZM196 69H198V67L196 68ZM219 69V70H218ZM68 70V71H69ZM90 70L92 71V72H90ZM118 70V71H117ZM124 72H123V71ZM162 70V71H161ZM171 70V72H169ZM214 70H218V71H220V73L219 72H216L217 73V75H218V73H219V77L217 76L216 77V74H215V72H213ZM44 71H46V70H44ZM70 71V72H71ZM121 71V72H120ZM90 72V73H89ZM98 72V73H97ZM116 72V73H115ZM126 72V73H125ZM129 72V73H128ZM160 74H159V73ZM174 72V73H173ZM184 72H186V73H184ZM191 72V73H190ZM192 72H194V73H192ZM101 73V74H100ZM108 73V75H106ZM237 73V75H238V73L240 74V72L239 71H237L236 72ZM89 74H91V75H89ZM95 74H97V76L95 75ZM107 76H105V75ZM124 74V75H123ZM128 74V75H127ZM130 74V75H129ZM138 74V75H139ZM141 74H143V76L141 75ZM170 74V76H168ZM192 74L195 76H193L192 77ZM100 77H99V76ZM133 75V76H132ZM160 75H162V77H160ZM167 76V77H165V76ZM175 75V76H174ZM199 75V76H198ZM233 75H235L236 76V74H233ZM104 76L107 78V80L104 78ZM109 76H111V77H109ZM134 77V78H132V77ZM150 76H152V77H150ZM157 77L156 79L154 78V77ZM6 78L5 77V79L4 80H6V81H11V80H8V79H10V78ZM22 77V76H21ZM30 77V79L32 78V76H29ZM28 77V78H29ZM96 77V78H95ZM109 77V78H108ZM120 77V78H119ZM163 77H165V78H163ZM217 79H216V78ZM20 78V77H19ZM22 78H24V77H22ZM26 78V79H25ZM24 79L25 80H27V81H25V82H29L32 86L36 83V81H34L33 79H31V81H30V79H28L27 77H25ZM66 78V77H65ZM67 78H68V76H67ZM118 80H116V79ZM166 78L168 79L169 78V80H168V83H165L167 80H166ZM194 78V79H193ZM259 78L262 80V81H264V77L263 76H261V75H259ZM79 79V78H78ZM96 79V80H95ZM113 79V80H112ZM161 79V80H160ZM20 80V79H19ZM23 80V79H22ZM29 80V81H28ZM103 81V80H105L106 82H105V85L106 84H108L107 85V87H109V85H110V83H111V85H110V87L112 88V90H114V86L112 87V85H115V87L120 91H122V89L121 88H123V87H125V88H123V91L122 92H118V90H116V88H115V91L114 92H118V94H117V92H116V95H113L112 93H113V91L112 90H110V89H108L107 87H105L103 84H102V87H99V86H101V83H100V81ZM149 80V79H148ZM162 80H164L165 82H163ZM211 80V81H212ZM217 80V81H216ZM235 80V79H234ZM24 81H22V82H24ZM62 81L64 82V84L66 85V87H68L69 86V84L68 83H70V78H68V79H62ZM97 81H99V82H97ZM101 81V82H102ZM111 81V82H110ZM114 81H116L117 83H115ZM153 81V80H152ZM16 82V81H15ZM19 82H21V80L19 81ZM21 82V83H22ZM24 82V83H25ZM35 82V83H34ZM77 82L79 83V84H77ZM93 82V83H92ZM104 82V81H103ZM102 82V83H103ZM133 82V83H132ZM171 82V83H170ZM12 84L11 85H13L14 87L16 86V84H17V82H16V84H14L13 83V80H12V82H11ZM38 83L39 82H37V85L35 86H33V87H38ZM82 83V84H81ZM99 83H100V85H99ZM120 83L121 84H123V85H121V88L119 87V85H120ZM147 83V84H146ZM153 83V82H152ZM234 85H235V83L234 82H232ZM98 84V85H97ZM117 84H119V85H117ZM133 84H135V85H133ZM164 84V85H163ZM175 84V85H174ZM178 84V85H177ZM130 85V86H129ZM142 85V86H141ZM12 86V87H13ZM73 86V87H74ZM81 86H82V88H81ZM105 88H104V87ZM119 88H118V87ZM129 86V87H128ZM136 86V87H135ZM158 86V87H157ZM172 86H174V87H172ZM181 86V87H180ZM205 86V87H204ZM220 86V87H219ZM84 87V88H83ZM109 87V88H110ZM143 89H142V88ZM161 87V88H160ZM169 87V88H168ZM176 87V88H175ZM179 87V88H178ZM228 87H234V89L233 90H231V89H228L227 90V88ZM102 88L103 89H105V92L102 90ZM145 88V89H144ZM176 90H175V89ZM190 90H188V89ZM206 88L208 89V90H210V89H213V90H210L209 91V94H211V93H213L214 94V98H215V100L216 101H213V102H210V103H208L207 105L205 104V103H203V102H200L202 99L201 98H204L205 97V94H204V91L206 90ZM81 89V90H80ZM108 89V90H107ZM125 89V90H124ZM133 91V93H132V91ZM137 90V91H136ZM152 90H154V91H152ZM172 90V91H171ZM224 90H225V92H224ZM226 90H227V92H226ZM231 90V91H230ZM94 91V92H93ZM101 91V92H100ZM127 91V92H126ZM140 91V92H139ZM187 91V92H186ZM230 91V92H229ZM105 94H104V93ZM111 92V94H110V96H109V93ZM125 93V95L123 94H121L120 95V93ZM129 92V93H128ZM142 92V93H141ZM152 92V93H151ZM169 92V94H173L172 95V98H170L169 100H167L168 98H167V93ZM174 92V93H173ZM218 92V93H217ZM225 94H224V93ZM229 92V96H227V93ZM106 93H107V98H105L106 97ZM129 95H128V94ZM131 93V94H130ZM138 93H140L139 94V96H137L138 95ZM187 93V94H186ZM231 93V94H230ZM161 94V95H160ZM186 94V95H185ZM223 94L226 96V97H228V98H225L224 96H223ZM128 95V96H127ZM137 96V98H138V104L136 105L137 106V108L135 107V106H132V105H135L137 102L135 101V99H136V97L135 96ZM216 95V96H215ZM220 95H221V97H224L225 99H226V103L223 101V99L221 100V98H220ZM101 96H104V97H101ZM109 96V97H108ZM119 96H120V98H119ZM126 96H127V98H126ZM129 96H131L132 98L133 97H135L133 100H132V98L131 97H129ZM144 96V97H143ZM160 96V97H159ZM186 96V97H185ZM238 96V95H237ZM236 96V100H234L233 102H237V99H238V97ZM240 96V98L238 99V100H240L241 101V96H243V95H239ZM65 97V98H64ZM201 97V98H200ZM232 98V97H234V99H231L232 101H230L229 99L230 98ZM100 98H103V100H104V98H105V100L103 101L102 99L100 100ZM128 98L130 99V100H128ZM140 98L143 100H141L140 102H139V100H140ZM145 98H147V100L145 99ZM176 98V99H175ZM185 98V99H184ZM188 98V100H186ZM150 101H149V100ZM171 99H172V102H174V103H176L177 104V106H178V110H176L174 113H172L171 114V116H163L164 114H163V109H164V107L166 108L167 107V103H169L170 101H171ZM174 99V100H173ZM195 99V100H194ZM224 99V100H225ZM243 100H244V98H242ZM111 101V102H113L114 103V101ZM185 100V101H184ZM197 100V101H196ZM198 100H199V103H197L198 102ZM242 100V101H243ZM132 101H135V103L133 104V102ZM147 101V102H146ZM167 101V102H166ZM227 101H228V103H227ZM164 102V103H163ZM215 102V103H214ZM220 102H222V103H220ZM230 102V103H229ZM232 102V103H233ZM239 102V101H238ZM126 103V104H125ZM224 103V106L222 105ZM100 104V105H101ZM124 104H125V106H124ZM181 104H182V106H181ZM190 104V105H189ZM221 104V105H220ZM57 105H60V103L57 101ZM67 105V106H66ZM63 106H66V107H64L63 108ZM105 106V105H104ZM130 106V107H129ZM222 106V107H221ZM76 107V109H78L79 108V106L78 105H76L75 106ZM101 107H103V106H101ZM136 109H135V108ZM192 107H194V108H192ZM197 107H198V109H197ZM180 108V109H179ZM196 108V109H195ZM202 108H203V111H202ZM61 109H62V112H63V115H64V111H66V112H68L69 111V113L67 114V115H69V116H61L62 115V112H60L61 111ZM161 109V110H160ZM185 111H184V110ZM89 110V111H88ZM91 110V111H90ZM132 110V111H131ZM134 110V111H133ZM165 110V109H164ZM192 112H191V111ZM206 110V111H205ZM226 110V109H225ZM188 111H190V112H188ZM205 111V114L203 113ZM227 111H228V109H227ZM73 112H75L74 114H76V115H74V114H72ZM120 112H121V114L123 113V115H121L120 114ZM134 112V113H133ZM196 112V113H195ZM207 112V113H206ZM217 112V113H216ZM129 113H133L132 115L131 114H129ZM138 113H140V114H138ZM145 113V114H144ZM149 113V114H148ZM159 113V114H158ZM176 113V114H175ZM181 113V114H180ZM186 113V114H185ZM201 113V114H200ZM223 113V114H222ZM227 113V112H226ZM97 114V113H96ZM129 114V115H128ZM158 114V115H157ZM200 114V115H199ZM207 114V115H206ZM214 114V115H213ZM129 117V119H128V117ZM142 115V116H141ZM144 115V116H143ZM154 115H155V117H154ZM189 115H191V116H189ZM217 115V116H216ZM122 116H123V118H122ZM132 116V117H131ZM139 116V118H137ZM178 116V117H177ZM213 116V117H212ZM224 116V117H223ZM74 117V118H73ZM126 117V118H125ZM141 117V118H140ZM148 117V118H147ZM156 118V119H154V118ZM161 118V119H157V118ZM163 117V118H162ZM176 117V118H175ZM188 117V118H187ZM192 117V118H191ZM197 117V119L195 120V118ZM215 117V118H214ZM221 117H223L222 119H220ZM253 117V116H252ZM252 117H249L251 120H252ZM21 118V117H20ZM131 118V119H130ZM183 118H184V120H183ZM193 118H194V121H192L193 120ZM198 118H201V119H198ZM202 118H204V120L202 121ZM66 119V121L67 122H70L69 120H67ZM122 119H124L125 121H126V119H128L126 122L125 121H121ZM135 119V120H134ZM192 119V120H191ZM249 119V121H247V122H251V120ZM78 120V121H77ZM131 120V121H130ZM133 120V121H132ZM140 120V121H139ZM145 120V121H144ZM154 120V121H153ZM166 120V121H165ZM173 122H172V121ZM180 122H179V121ZM199 120H201V122L203 123H201L202 125H200V123H199ZM214 120V121H213ZM217 120V121H216ZM248 120V119H247ZM165 121V122H164ZM183 121V122H182ZM190 121H191V123H190ZM222 121H224V123H225V125H224V123L222 122ZM130 122V123H129ZM133 122V123H132ZM150 122H152V123H150ZM154 122V123H153ZM155 122H156V124H159V127L157 128V126H156V124H155ZM168 122V123H167ZM178 122V123H177ZM186 122V123H185ZM206 122V123H205ZM207 122L210 124V128H209V124H207ZM212 122H214V124L212 123ZM171 123V124H170ZM176 123H177V125H176ZM185 123V124H184ZM193 123V124H192ZM196 123V124H195ZM198 123H199V125H198ZM212 123V124H211ZM131 124H132V126H131ZM134 124V125H133ZM138 124V125H137ZM148 124V125H147ZM150 124H152V125H150ZM154 124H155V127H154V130H153V127L152 126H154ZM173 124H175V125H173ZM183 124V125H182ZM204 124L206 125L207 124V126H208V128H207V126H204ZM222 126H221V125ZM147 125V126H146ZM182 125V126H181ZM187 126V128H185V126ZM190 125V126H189ZM213 125V126H212ZM144 126V127H143ZM164 126V127H163ZM176 126V127H175ZM195 126V127H194ZM199 126V127H198ZM218 126V127H217ZM126 127V128H125ZM132 127V128H131ZM139 127V128H138ZM148 127V128H147ZM163 129H162V128ZM183 127H184V129H183ZM193 127V128H192ZM223 127V130H221V128ZM125 128V129H124ZM157 128V130H155ZM190 128H192L193 129V131H190L189 129ZM195 128V129H194ZM199 128V129H198ZM204 128L205 129H207V130H209V131H205L204 130ZM124 129V130H123ZM135 129V130H134ZM137 129V130H136ZM158 129H160V130H158ZM162 129V130H161ZM188 129V130H187ZM191 129V130H192ZM198 129V130H197ZM216 131H215V130ZM219 131H218V130ZM126 130V131H125ZM128 130V131H127ZM175 130V131H174ZM187 130V131H186ZM210 130L212 131V130H214V132H215V134H214V132L211 134V132H210ZM134 131V132H133ZM143 131V132H142ZM145 131V132H144ZM147 131H149V132H147ZM156 131V132H155ZM190 131V132H189ZM196 132V133H195ZM208 133V134H206V133ZM216 132H218L217 134H216ZM221 132H222V134L224 135H221ZM135 133V134H134ZM168 133H169V135H168ZM200 133V134H199ZM201 133H203V134H201ZM220 133V134H219ZM118 134V135H117ZM127 134H128V137H127ZM134 134V135H133ZM145 134V135H144ZM190 134V135H189ZM209 135V137L207 136V137H205V135ZM214 135H216L215 137H214ZM119 136V137H118ZM125 136V137H124ZM139 136V137H138ZM156 136V137H155ZM160 136V137H159ZM171 136V137H170ZM175 136H177V138L175 137ZM211 136H213V137H211ZM124 137V138H123ZM133 139H132V138ZM159 137V138H158ZM165 137V138H164ZM183 137V138H182ZM241 137H243V136H241ZM105 138V137H104ZM107 139H104V140H102V139H99L98 141L99 142H103L102 144H103V146H101L102 144H100V145H98V147H96L95 145H94V147H93V149H90V148H88L87 150H85V151H83V154H82V160H84V161H86V159H87V157L91 154V152L92 151H96V150H100V154L99 155H102V153H104V152H106V151H109L108 149V146H106L104 143H107L108 141H110V138H108V137H106ZM155 138H156V140H155ZM185 138V139H184ZM191 138V139H190ZM218 138V139H217ZM116 139V140H115ZM125 139H126V141L127 142H125ZM135 139V140H134ZM142 139V140H141ZM144 139V140H143ZM161 139V140H160ZM169 140V143L170 144H168V140ZM183 139V140H182ZM206 139V140H205ZM211 141H210V140ZM101 140V141H100ZM129 140V141H128ZM131 140H133V141H131ZM138 140V141H137ZM147 140V141H146ZM150 140H152V141H154L155 140V142H152V141H150ZM161 142H160V141ZM186 140L187 141H189V143L188 142H186ZM228 141V142H226V141ZM119 143H118V142ZM137 141V142H136ZM156 141H159V143H157L156 144ZM165 141V142H164ZM167 141V142H166ZM221 141V142H220ZM224 141V142H223ZM117 142V143H116ZM133 142V143H132ZM148 142V143H147ZM163 142V143H162ZM182 142H183V144H182ZM223 142V144H221ZM226 142V143H225ZM242 142V144H243V142L245 143L246 142V144H243V146L245 147V148H247L249 145H247V141H244V140H242L241 141ZM138 143V144H137ZM154 143L156 144L155 146H154ZM191 143V144H190ZM225 143V144H224ZM127 145V149H125L126 148V145ZM137 144V145H136ZM153 144V145H152ZM168 144V145H167ZM196 144V146H194ZM222 146H221V145ZM141 146V148H138L139 146ZM148 145V146H147ZM204 145V146H203ZM224 145V146H223ZM105 146L107 147V148H105ZM130 146V149L128 148ZM137 146V147H136ZM153 146V147H152ZM157 146H159V148L157 147ZM165 146V147H164ZM167 146V147H166ZM189 146V147H188ZM191 146V147H190ZM251 146V147H250ZM248 148H247V151L245 150V148H244V150L247 152V156L248 157H250V156H253L254 154L252 153V152H254L255 153V146L256 145H254L253 147H252V145H250ZM96 147V148H95ZM100 147V148H99ZM102 147V148H101ZM114 147V148H115ZM146 147H149V148H146ZM187 147V148H186ZM199 147H200V149H199ZM203 147V148H202ZM219 147H221V149H223V151H221V149L219 150ZM92 148V147H91ZM150 148H151V150H150ZM152 148H154V150H152ZM155 148H158V149H155ZM161 148V149H160ZM202 148V149H201ZM139 149V150H138ZM160 149V151H158ZM164 149V150H163ZM182 149H183V151H182ZM211 149H212V151H211ZM215 149V150H214ZM216 149H217V152H216ZM103 150V151H102ZM105 150V151H104ZM136 150V151H135ZM152 151L150 154L152 155V157H151V155L148 153V151ZM195 150H196V152H198V154L200 155H198L196 152H195ZM199 150H202L201 152L199 151ZM226 150V151H225ZM243 150V149H242ZM244 150H243V152H244ZM249 150H252V152L251 151H249ZM133 151H135V152H133ZM138 151V152H137ZM164 151V152H163ZM185 151V152H184ZM207 151H210L209 153L207 152ZM215 151V152H214ZM219 151V152H218ZM147 152V153H146ZM190 154H189V153ZM203 152V153H202ZM221 152H225V153H222V156L220 155V153ZM90 153V154H89ZM126 153H128V151L126 152ZM145 153L147 154V155H145ZM162 153H161V155H162ZM202 153V154H201ZM211 153V155H213V159L215 160V161H217L218 163H217V165H214V164H210V165H208V166H206V167H201V166H198L197 164L203 159V157L205 156V155H208V154H210ZM213 153V154H212ZM216 153H219V154H216ZM231 153V154H230ZM120 154V155H119ZM158 154H160V153H158ZM186 154V155H185ZM205 154V155H204ZM249 154H250V156H249ZM252 154V155H251ZM150 155V156H149ZM215 155H217V157H218V155H220V157H218V158H216V156ZM194 156V157H193ZM224 156H226V158L224 157ZM229 156V157H228ZM231 156V157H230ZM8 156H2V157H0V162L2 163V169H7V170H5L4 169V171H10V170H8V167L9 168H12V167H14L16 164H15V162L17 161H19V163H17L18 164V166L17 167H20V166H24V167H27L28 166V163L29 162H26L27 164H25V163H23V162H25L24 160H22V159H20V158H18V157H15L17 160L15 161L14 159H13V157H10V158H7ZM85 157V158H84ZM144 157V158H143ZM200 157V158H199ZM5 158V159H4ZM7 158V159H6ZM119 158V159H118ZM225 158V159H224ZM21 161H20V160ZM118 159V160H117ZM142 159V160H141ZM195 159H196V161H195ZM199 159V160H198ZM221 159V160H220ZM4 160V161H3ZM6 160H8V163L10 162L11 163V165H10V163H9V166H8V164L6 163L7 161ZM144 160V161H143ZM150 160V161H149ZM219 160V161H218ZM12 161H13V163H12ZM15 161V162H14ZM5 162V163H4ZM137 162V163H136ZM196 164H195V163ZM4 163V164H3ZM21 163V164H20ZM156 163V162H155ZM223 163V164H222ZM240 162H238V163H236L237 165H236V167H242V168H244V165H243V163H242V165H241V163L239 164ZM13 164H15V165H13ZM144 164V165H143ZM260 164V165H259ZM26 165V166H25ZM33 165V164H32ZM31 165V163H29V166H31V167H33V171L34 172H38V169L33 165L32 166ZM150 165H151V168H150ZM257 165H258V167H257ZM6 166H8V167H6ZM15 166V167H16ZM146 167V168H145ZM199 167V168H198ZM29 168V167H28ZM256 168V169H255ZM35 169H36V171H35ZM189 169L190 170H192V171H194L193 170V166L191 167V166H189ZM150 170V171H149ZM212 170H214V171H212ZM253 170V171H252ZM256 170V171H255ZM147 171V172H146ZM149 171V172H148ZM39 173V172H38ZM38 173L37 174H34L33 176H35V175H37L38 176ZM251 174V173H253V175H248V174ZM257 173L258 174H261L263 177H264V161H262V160H259V162H257L256 163V165L255 166H253V168L252 169H249V172H247V176H255L254 174H256L257 175ZM46 175L47 174V172L46 173H43V175ZM118 174V173H117ZM44 175V176H45ZM51 175V177L52 178H54L55 176L54 175H52V174H50ZM100 175H102L101 173H100ZM116 175V174H115ZM209 176L210 175V180H207L205 177L206 176ZM260 175V176H261ZM116 176H119V174L118 175H116ZM211 176H213V178L211 177ZM246 176V179L248 178ZM261 176V177H262ZM46 177H48L47 175H46ZM102 177V176H101ZM257 177H258V175H257ZM259 178L258 179V182H257V184H256V187H259L258 185H263V183H264V178ZM35 178H38V177H35ZM52 178H49L50 180H48L47 178V180H48V182H47V180L45 181L46 183H53V182H57V180H58V182L56 183V184H60V183H62L63 181H61V179H57L56 177L54 178L55 179V181L52 179ZM114 179H118V178H114ZM198 179V180H197ZM206 179V180H205ZM219 179V180H218ZM262 180V182H261V180ZM102 179L100 178V180H98V182L99 181H101ZM119 180V179H118ZM118 180H113V182H115L114 183V190H115V194L114 195H116L115 197H119L120 196V194H117V192H119L121 189L123 190V188L125 187V185H126V180H123V178H122V180L120 181H118ZM144 180H146V179H144ZM53 181V182H52ZM103 181V185H104V180H102ZM123 181V182H122ZM204 181V182H203ZM207 181H209V183L207 182ZM217 181V182H216ZM219 181V182H218ZM221 181H222V183H221ZM116 182H118V183H116ZM120 182H122V183H120ZM149 182V181H148ZM148 182L147 181H143V182H137V180H136V178H135V180H133L132 182H131V184H133V186H135V187H138L137 188V190H139L140 192H142L141 190L143 189V190H145V189H147V191L149 192V193H147L146 192V190L144 191L145 192V194L147 193L148 195L150 194V187H148ZM225 182V184L226 185H223V183ZM109 183V182H108ZM138 183H139V186H137L138 185ZM198 183V184H197ZM228 183V184H227ZM260 183V184H259ZM96 184H98V183H96ZM95 184V185H96ZM100 184H102V182L100 183ZM99 184V188L101 187L102 189H103V186L102 185H100ZM119 184L122 186V187H120L119 186ZM137 184V185H136ZM144 184V185H143ZM146 184H148V185H146ZM192 184V185H191ZM220 184V185H219ZM222 184V185H221ZM94 185V186H95ZM124 185V186H123ZM144 186L145 187V185H146V187L144 188V187H141V186ZM196 185V186H195ZM208 185H211V187H209ZM235 185V186H234ZM97 186V185H96ZM116 186V187H115ZM132 185H131V187H133ZM220 186H221V188H220ZM225 187V186H228V187H226V188H222V187ZM234 186V187H233ZM253 186H255V185H253ZM253 186H252V189H253ZM264 186V185H263ZM230 187V188H229ZM98 188V189H99ZM112 188V187H111ZM120 188V189H119ZM134 188V187H133ZM216 188V189H215ZM236 188V189H235ZM237 188H239L238 190H237ZM259 188H261V191L263 190L262 189V187L260 186ZM118 189V190H117ZM150 191H149V190ZM211 189V190H210ZM220 189H222L221 191H222V193H223V195H222V193H220L221 191H220ZM225 189V190H224ZM227 189V190H226ZM229 189H231V190H229ZM258 189V188H257ZM121 190V191H122ZM192 190V191H191ZM193 190H195V192L193 191ZM215 190H216V193L214 194L213 192H215ZM229 190V192L227 193V192H225V191H228ZM233 190V191H232ZM260 190V189H259ZM258 190V191H259ZM120 191V192H121ZM190 191V192H189ZM220 191V192H219ZM253 191H254V194H256V191H255V189H253ZM258 191H257V194H259L258 193ZM260 191V192H261ZM119 192V193H120ZM140 192H138V195H139V193ZM192 192V193H191ZM219 192V193H218ZM233 192H235V193H237V194H235V193H233ZM245 192V191H244ZM262 193V195H263V193L264 192H261ZM141 194H143V193H140V197L141 198H143V195L141 196ZM146 194V195H147ZM230 194H231V196L232 197H230ZM240 194V195H239ZM246 194H247V192H246ZM96 196H98L97 194H95ZM118 195V196H117ZM235 195V196H234ZM252 196V192H251V194H249V204H251V203H253V206H250L249 208H247V207H244V208H246V209H248L246 212L247 213H250V210H252V208L251 207H254V205H255V207L253 208V210L251 211V214H249L250 216L251 215H254V210L256 209V216L258 217V218H260V219H258V221H260L261 220V218H262V220L260 221V222H262L263 224V229H261V230H264V199H261V198H263L264 197V195L262 196V195H260L259 196V200L257 199L258 198V195H257V197H255V195H253L254 197H251ZM195 196H197L196 198H195ZM245 196H247L248 197V194L247 195H245ZM95 197V196H94ZM246 197V198H247ZM253 199V201H252V199ZM261 199V200H260ZM115 200L116 201H119V199L117 200L116 198H115ZM89 202V201H88ZM119 202H121V204L123 205V206H127V204L125 205V201L123 200H121V198H120V201ZM247 203V202H246ZM247 203V204H248ZM255 203V204H254ZM246 204V205H247ZM248 204V205H249ZM99 205H100V203L99 202H95V204H94V206H93V208L95 207V211L97 212V211H99L101 208H98L97 210H96V207H99ZM133 208L135 209V205H134V202H133ZM247 205V206H248ZM261 206H262V212L261 211H259V208H261ZM61 208V207H60ZM125 208V207H124ZM132 208V209H133ZM251 208V209H250ZM126 209V211H128V206H127V208H125ZM130 209V208H129ZM132 209H130V214L132 213L133 214V212L135 213V211H134V209L132 210ZM245 209V210H246ZM245 212V213H246ZM260 214H259V213ZM238 213V209L236 208V210L234 211V214H237ZM262 213V214H261ZM131 214V215H132ZM134 215V214H133ZM162 215V214H161ZM249 215H248V219L250 218L249 217ZM255 216V215H254ZM254 216H252V217H254ZM255 216V217H256ZM259 216H263V217H259ZM133 217V216H132ZM135 217V216H134ZM133 217V218H134ZM161 217V216H160ZM231 217H232V215H231ZM256 217V218H257ZM256 218H254V219H256ZM159 219V221L161 222H163V224H164V218L163 217H161V218H158ZM253 219V218H252ZM20 220V219H19ZM257 220V219H256ZM257 221V222H258ZM254 222H255V220H254ZM117 224H121L120 222H117ZM48 226H50L51 224H47ZM46 225V226H47ZM122 225V224H121ZM16 226V225H15ZM14 226V227H15ZM253 228V227H252ZM164 231H166V229H167V225L164 227ZM228 230V229H227ZM253 230H255L254 228H253ZM252 230V231H253ZM264 231H261V234L263 233ZM225 233H227V232H225ZM229 234V233H228ZM249 234V233H248ZM248 234H243V236L241 235V237H243V241H241L242 240V238L241 237H239L240 238V241H241V243H243V244H241L240 243V241L238 242V244H236V248L234 247V245H235V243L233 242V240H234V237L233 236H231V239H230V241H229V238H230V236L229 235H225L226 237V240L223 238V237H221L222 235H220V234H218V236H216V237H213V239H211L212 241L213 240H217V238H220V239H218L217 241H218V243L217 244H219V245H216V246H214V247H216L215 249H214V247H212L211 249H209V251H210V253H208L207 254V256H206V258L205 259H209L210 257H209V255L211 254V252H213V251H218V252H216V254H215V252H213L211 255L213 256L214 254L215 255H219L218 257L221 259L222 257L221 256H223V255H225V257H223V258H227V257H229V256H235L236 255V257H237V255L239 254V256H238V258L240 259V254H241V257H243L244 256V258H245V255L246 256H249V257H255V258H258L257 257V255L256 256H254L255 255V253L256 254H258V252H259V250H262V248L264 247H261L263 244H261V245H259L260 243H261V241L260 240H258V237H260L259 235L258 236H256V238L255 239H257L256 240V242H257V244H255V246L253 245V243H255V239L254 238H252V237H255L254 235L252 236V234L250 233V235L252 236H249ZM264 234V233H263ZM262 234V235H263ZM220 235V236H219ZM239 235V236H240ZM244 235H245V238H244ZM228 236V237H227ZM249 238H251L250 240H249ZM222 239V241H226V243L227 242H231V240H232V242H231V244L232 243H234V245H231L230 243H227V246L226 247H224L225 246V242H221L220 240ZM247 239H248V241H247ZM247 241V242H246ZM222 244V245H224V246H220V243ZM252 242V243H251ZM1 243V242H0ZM228 244H230L231 246H233V248H235L236 250H234L233 248H230L231 246L230 245H228ZM241 244V245H240ZM238 245H240L239 247H238ZM246 245V246H245ZM205 246V244H202V246L200 245V247L201 248H203ZM219 246V247H218ZM230 246V247H229ZM244 246V247H243ZM219 248V250H217L218 248ZM222 247H223V249H222ZM227 247H228V249H227ZM247 247L250 249H247ZM261 247V248H260ZM220 248H221V250H220ZM226 249V251H225V249ZM237 248H239V249H237ZM119 249V251H120V248H117V250ZM234 250L235 252H231V251H229V250ZM242 249H243V252H242ZM246 249V250H245ZM255 249H257V250H255ZM264 249V248H263ZM223 250V251H222ZM228 250V251H227ZM237 250H240L241 251V253L240 252H236ZM249 250V252H247ZM251 250H253V251H251ZM264 251V250H263ZM102 252V251H101ZM115 252H116V249H115V251L112 253V255L114 254V255H117V252H116V254H115ZM219 252H220V254H219ZM222 252H224V253H222ZM225 252H227V253H225ZM229 252H231L233 255H231V253H229ZM247 252V253H246ZM254 252V253H253ZM236 253H238V254H236ZM246 253V254H245ZM102 253H100V251H99V253L97 254V256H94V257H92V258H90L89 260V262H88V260H87V264H107V262H104V260H105V258L103 259V257H102V255H101ZM222 254V255H221ZM249 254H251V255H249ZM111 255V258L112 257H114V258H110V261H109V263L108 264H115L114 263V260L115 261H117L116 259H117V257H118V255L117 256H112ZM243 255V256H242ZM253 255V256H252ZM259 255V254H258ZM217 257V258H218ZM212 258V257H211ZM114 259V260H113ZM242 259V258H241ZM98 260V261H97ZM199 261H200V259H199ZM111 262V263H110ZM118 262V261H117Z\"/></svg>",
	"mask_w": 264,
	"mask_h": 264
},
{
	"label": "flooded vegetation",
	"instance_id": "obj_3",
	"mask_svg": "<svg viewBox=\"0 0 264 264\" xmlns=\"http://www.w3.org/2000/svg\"><path fill=\"white\" fill-rule=\"evenodd\" d=\"M15 168L18 170L19 167H14V169H15ZM26 169H27V168H26ZM26 169L23 168V167H21V168H19L18 171H17V170L14 171L13 169L8 168V170H10L9 174H11V176H12V177L10 176V178H12L11 180L14 182V186H15V185L18 186V187L15 186L16 188H20V186H21L22 184H24V183L27 184V180H26V182L21 181V180H23L25 177H26L25 179H27V176H28V180H33V182H34V180L37 181V179H30V178H29L30 175H31L32 173L34 174L35 172H34V171H31L30 169H27V171H26ZM12 170H13V171H12ZM20 170H21V172H20ZM24 170H25V171H24ZM30 171H31V172H30ZM23 172H26V174H25V173L23 174ZM29 172H30V173H29ZM18 173H19L20 175H19ZM27 173H28V175H27ZM9 174H8V175H9ZM16 174L19 175V176H17ZM33 174H32V175H33ZM23 175H24V178H23ZM13 177H14V178H13ZM16 178H17V179H16ZM24 181H25V180H24ZM13 182H12V183H13ZM28 182H29V181H28ZM31 182H32V181H31ZM31 182H30V183H31ZM33 182H32V183H33ZM16 183H17V184H16ZM20 183H21V184H20ZM30 183H29V184H30ZM25 184H24V185H25ZM19 185H20V186H19ZM22 219H23V218L20 219V222H19V221H17V222H18L19 224L22 223V222L24 223L25 221H24V220L22 221ZM21 221H22V222H21ZM18 223H16V225H17ZM19 224H18V225H19ZM21 225H22V226H21ZM23 225H24L25 227H24ZM27 225H29V224H27ZM27 225H26L25 223H24V224H20V225L18 226V228H19V227H21V228L17 229V231H18V232H19V230H20V232L27 231V230H28V229H27V228H28ZM16 227H17V226H15V229H16ZM22 227H23V228H22ZM25 228H26L27 230H24ZM21 229H22L23 231H22ZM262 251H263V250H259V252H258V254H259V255H258L259 258H257L256 260H259V261H256L254 258H252V260H251V258H248V256H247L246 259H245V258L243 259V260H245V262L241 259V262H242V263L240 262V259L237 261L236 259H238V258H236L235 256H229V257L224 258V259H223V256H221V257H222V258H221L222 260H217V259H220V258H217V257H216V258H213V259H216L217 261H216V260H212V261L210 262V261H209L210 259H206V260L204 259V261H208L210 264H212V263H213V264H215V263H216V264H217V263H218V264H230V262H231L232 260H234V262H231V264H237L238 262H239L238 264H240V263H241V264H249V263H251V261H252L251 264H253V262H254V264H255V262H256V264H262V263L264 262V258H263V256H262V255H264V253H262ZM233 252H234V251H233ZM245 256H246V255H245ZM260 256H262V258H261ZM102 257H103V255H102ZM233 257L236 258V259H233ZM103 258H104V257H103ZM211 259H212V258H211ZM249 259L251 260L250 262H249ZM260 259H263V261H261ZM224 260H225V261H224ZM246 260H248V261H246ZM201 261H202V262H201ZM201 261H200V263L203 264V259H201ZM236 261H237V262H236ZM261 262H262V263H261ZM204 263L206 264L207 262H204ZM209 263H207V264H209Z\"/></svg>",
	"mask_w": 264,
	"mask_h": 264
}]
</instances>
